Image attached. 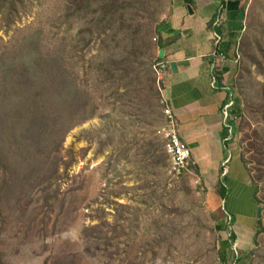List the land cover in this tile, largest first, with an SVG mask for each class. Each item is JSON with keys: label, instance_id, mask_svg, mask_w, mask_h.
<instances>
[{"label": "rangeland", "instance_id": "1", "mask_svg": "<svg viewBox=\"0 0 264 264\" xmlns=\"http://www.w3.org/2000/svg\"><path fill=\"white\" fill-rule=\"evenodd\" d=\"M68 1L35 0L29 14L8 32L0 23V52L12 50L22 36L38 29H43L50 48L53 36L67 31L66 26L61 29L60 20L66 16ZM246 1L244 24L255 19V30L263 31L264 0ZM177 2L167 0V6L171 10ZM81 29V24L75 25L76 33ZM100 46L96 44L88 55L87 66ZM256 56L250 74L242 71L249 66L244 56L239 61L235 95L244 103L236 105L252 129L244 127L242 132L241 119L234 118L238 128L233 143L257 192L261 219L254 211L251 221L231 222L218 185L192 167L179 178L171 176L160 133L164 107L144 121L138 112L131 116L129 106L101 102L94 87L96 103L103 105L100 118L67 137L63 154L71 151L75 163L69 170L62 166V180L34 189L22 180L14 193L0 196V264H222V254L229 264H264V233L256 235L260 220L264 226V184L256 180L258 167L245 153L248 144L243 141L258 127L264 128L244 107L255 102L264 85V57ZM153 148L156 161L149 160ZM166 156L168 160L161 163L159 157ZM22 189L27 193L21 194ZM87 231L93 235L86 237Z\"/></svg>", "mask_w": 264, "mask_h": 264}, {"label": "trees", "instance_id": "2", "mask_svg": "<svg viewBox=\"0 0 264 264\" xmlns=\"http://www.w3.org/2000/svg\"><path fill=\"white\" fill-rule=\"evenodd\" d=\"M34 1L0 0L3 26L0 28L7 32L11 30L29 14ZM184 1L191 6L195 3V0ZM246 5L247 1L240 9L245 16ZM169 10L167 0H69L66 16L60 20V27L66 26L67 31L54 35L55 41L50 48L46 46L43 29H38L22 36L12 50L0 52L2 199L8 196L6 193H14L16 184L22 180H26L32 189L42 184L52 187L62 180L63 176L59 175L62 166L69 170L75 163L71 151L67 156L63 154L67 137L75 129L100 118L103 105H97L92 88L100 93L101 102L129 106L133 108L130 115L138 112L144 121L155 118L162 111L164 86L158 83L154 67L164 61L159 56L165 48L164 34L173 31L168 26ZM254 22L252 19L245 25L235 53L238 61L244 56L249 66L242 71L249 74L251 66L257 62L256 54L264 57V30L257 32ZM78 23L82 29L76 33ZM54 29L60 30L59 26ZM256 34H260L261 39ZM98 43H101L100 52L87 66V57ZM219 73L215 72L214 77L223 83ZM238 73H241V62ZM235 94L234 83L226 106L235 101L231 114L241 119L240 130L244 132V127L252 129V126L237 107V103L242 105L244 102ZM254 101L244 107L255 124L262 125L264 85ZM159 120L163 125L164 119ZM231 124L234 134L238 127ZM225 135L228 137V132ZM243 141L248 144L245 153L252 155L251 160L258 167L256 180L264 184V128L258 127ZM163 149L166 152L164 146ZM149 152L152 154L149 160L156 161L157 149ZM159 158L161 163L168 160V156ZM244 163L248 165L245 160ZM225 184L226 178L218 187L219 197L224 202L227 200ZM20 192L27 193L25 189ZM259 225L256 235L264 233L261 220ZM85 235L91 237L93 233L87 231ZM235 239L231 235L230 240ZM220 262L229 264L225 254L221 255Z\"/></svg>", "mask_w": 264, "mask_h": 264}, {"label": "crops", "instance_id": "3", "mask_svg": "<svg viewBox=\"0 0 264 264\" xmlns=\"http://www.w3.org/2000/svg\"><path fill=\"white\" fill-rule=\"evenodd\" d=\"M176 1L168 17L173 31L164 34L165 48L161 49L163 63L168 65L162 82L167 107L181 140L191 149L192 168L218 187L226 178L230 221L246 223L258 211L257 192L237 159L236 133L227 128L224 115L239 69L235 53L245 21L240 23L236 18L245 0H225L224 6L223 0H195L193 6ZM219 53L226 56L224 63L219 61ZM215 72H220L223 83L216 81Z\"/></svg>", "mask_w": 264, "mask_h": 264}, {"label": "built area", "instance_id": "4", "mask_svg": "<svg viewBox=\"0 0 264 264\" xmlns=\"http://www.w3.org/2000/svg\"><path fill=\"white\" fill-rule=\"evenodd\" d=\"M219 61L224 63L226 61V56L222 53L218 55ZM168 69V65L162 63L157 64L154 70L157 74L158 83H162L165 73ZM162 91V90H161ZM162 101L161 105L164 107L163 115L166 123L160 128V133L163 138H165V150L170 157V174L173 177H181L189 170L192 166V155L191 150L187 145L181 140L174 116L172 111L167 107V98L165 90L162 91ZM235 102V101H234ZM234 102L226 106L224 109V115L227 123V128L232 131V124H235V117L231 114L232 109H234Z\"/></svg>", "mask_w": 264, "mask_h": 264}, {"label": "water", "instance_id": "5", "mask_svg": "<svg viewBox=\"0 0 264 264\" xmlns=\"http://www.w3.org/2000/svg\"><path fill=\"white\" fill-rule=\"evenodd\" d=\"M189 12L191 14H193V10L191 7H189ZM237 21L240 22V23H243L245 21V14L240 11L238 13V16H237ZM160 58H164V50H162L159 54ZM173 70L176 71V64L174 63L173 66H172ZM261 213H262V210L261 208H258V211H257V219H261Z\"/></svg>", "mask_w": 264, "mask_h": 264}]
</instances>
